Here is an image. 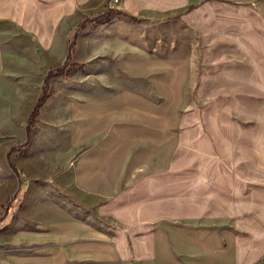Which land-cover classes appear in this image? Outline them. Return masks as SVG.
<instances>
[{"label": "crops", "instance_id": "obj_1", "mask_svg": "<svg viewBox=\"0 0 264 264\" xmlns=\"http://www.w3.org/2000/svg\"><path fill=\"white\" fill-rule=\"evenodd\" d=\"M5 1L0 9H15L16 2ZM127 6L120 16L175 20L179 30L191 31L192 41L177 37L162 56L133 47L118 59L117 74L142 87L106 98L58 94L41 108L53 114L64 98L63 124L50 120L47 127L64 128L73 189L110 202L101 214L110 212L113 225L41 220L27 209L3 216L6 202L22 189L24 195L43 171L31 141L22 149L26 161L15 155L18 176L8 151V166H0V264H261L264 0H128ZM220 72L230 81L222 92L240 96L211 118L208 148L183 150L180 157L186 94L196 92L203 73L201 85L219 84ZM202 127L197 121L190 132L199 136ZM52 139H43L48 155L58 147Z\"/></svg>", "mask_w": 264, "mask_h": 264}, {"label": "rangeland", "instance_id": "obj_2", "mask_svg": "<svg viewBox=\"0 0 264 264\" xmlns=\"http://www.w3.org/2000/svg\"><path fill=\"white\" fill-rule=\"evenodd\" d=\"M13 1L16 2L15 9H0L2 10L0 12V166L4 167L9 164L5 159L8 149L24 142L26 121L40 95L43 79L49 70L63 64L67 53L66 42L72 38L75 27L84 19L101 12L112 2V0H6L5 2L13 6ZM118 1L117 5H114V11L128 9V0ZM133 6L136 7V3H133ZM178 28L175 20L160 23L140 22L131 21L129 17L120 14L113 15L106 23L89 24L85 30L78 32L75 38L73 62L77 66L68 67L65 75L50 79V97L61 94L80 98H106L121 88L142 87L141 84L131 83L117 74L118 59L128 58L133 47L147 52L150 50L153 55L162 56L163 53L171 52L170 49L174 47L177 37L184 36L186 42L190 44L191 31ZM164 43L166 45L169 43V48H166ZM203 75L205 77L203 73L201 77L193 79L196 81L198 78L196 92L186 94L185 125L179 145L180 157L183 150L208 148L206 135L210 131L209 125H214L210 123L211 118H218L225 112L223 105L236 102L240 96L222 92L229 88L227 87L229 84L225 83H230V81L224 82L222 72H220V82L216 85H201L206 79L202 77ZM63 100L64 98L61 97L56 102L53 114H50V111L41 114L40 109L36 122L31 127L30 138L36 150L35 156L40 157V167L43 171L29 181V190L24 195L22 189L3 209H6V213L9 209L18 213L27 209L28 214L37 213V217L41 220L71 218L95 225L112 226L110 212H106L105 216L101 214L103 208L110 205V202L78 195L73 189L72 161L66 150L64 151V128L54 126L48 129L47 127L50 120L63 124L65 119ZM259 101L263 103L261 113L263 122L259 126V139L263 138V142L259 141L261 160V147L264 151V93H259ZM197 121L204 127L200 137L193 136L190 132L191 126ZM50 134L58 147L48 155L44 149L43 139ZM222 147V143L215 145L217 149ZM211 148L213 149V145ZM16 154L26 161L28 152L19 148L11 153L8 162L11 161L17 168ZM262 165L264 180V154ZM8 172L6 182L10 190L12 187L10 176H13V173L9 168ZM20 175V180H23L21 172Z\"/></svg>", "mask_w": 264, "mask_h": 264}, {"label": "trees", "instance_id": "obj_3", "mask_svg": "<svg viewBox=\"0 0 264 264\" xmlns=\"http://www.w3.org/2000/svg\"><path fill=\"white\" fill-rule=\"evenodd\" d=\"M116 14H120V13L114 11L113 4H112V2H110L109 4H107L105 6V8L101 12L97 13L94 16H91V17L84 19L75 27V29L73 31L72 38L66 42L67 53H66V57H65L63 64L56 69L49 70L43 79L42 86L40 89V95H39L32 111H31V113L29 114V117H28V120L26 123L25 142L20 146L11 147L7 153L8 159H9L10 154L15 152L17 149H19V148L20 149H27L29 147L30 142H31V138H30L31 127L36 122V119L39 115L40 109L45 105V103L47 102V100L51 96V90H50V84H49L50 79L65 75L68 67L77 66V64L73 62V48L75 45V38H76V35L78 34V32L85 30V28L89 24H92V23H94V24L106 23L113 17V15H116ZM123 16L129 17V16L124 15V14H123ZM129 18L131 21H137V19H135L133 17H129ZM8 163H9V166L12 169V171L18 176L19 174H18V171L16 170L15 166L10 162H8ZM13 199H15V197H12L10 200H8L6 202V204L9 203ZM3 214H6V209H3Z\"/></svg>", "mask_w": 264, "mask_h": 264}, {"label": "built area", "instance_id": "obj_4", "mask_svg": "<svg viewBox=\"0 0 264 264\" xmlns=\"http://www.w3.org/2000/svg\"><path fill=\"white\" fill-rule=\"evenodd\" d=\"M113 7L115 5V0H112ZM261 264H264V256L262 257Z\"/></svg>", "mask_w": 264, "mask_h": 264}, {"label": "bare ground", "instance_id": "obj_5", "mask_svg": "<svg viewBox=\"0 0 264 264\" xmlns=\"http://www.w3.org/2000/svg\"><path fill=\"white\" fill-rule=\"evenodd\" d=\"M116 2H119V1L118 0H115V5H117Z\"/></svg>", "mask_w": 264, "mask_h": 264}]
</instances>
